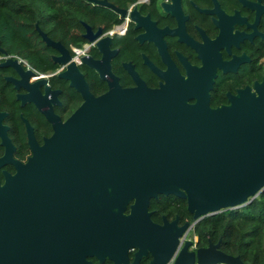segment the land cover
Listing matches in <instances>:
<instances>
[{
  "label": "water",
  "instance_id": "obj_1",
  "mask_svg": "<svg viewBox=\"0 0 264 264\" xmlns=\"http://www.w3.org/2000/svg\"><path fill=\"white\" fill-rule=\"evenodd\" d=\"M37 31L64 62L59 42ZM68 78L83 101L63 123L48 118L52 135L0 188V264H165L198 220L264 189V77L215 108L206 96L188 103L181 78L158 88L113 83L98 96L75 70ZM169 194L185 200L190 223L151 220L149 200ZM190 244L172 264H245L218 241Z\"/></svg>",
  "mask_w": 264,
  "mask_h": 264
},
{
  "label": "flooded vegetation",
  "instance_id": "obj_2",
  "mask_svg": "<svg viewBox=\"0 0 264 264\" xmlns=\"http://www.w3.org/2000/svg\"><path fill=\"white\" fill-rule=\"evenodd\" d=\"M89 2L106 11L53 40L65 49L64 62L43 42L53 67L38 69L0 47V188L52 135V121L63 123L83 101L69 85L74 70L93 96L113 83L158 88L181 78L188 103L206 96L210 108L240 91L254 93L264 77V0H106L122 12ZM8 57L19 66L4 65Z\"/></svg>",
  "mask_w": 264,
  "mask_h": 264
},
{
  "label": "trees",
  "instance_id": "obj_3",
  "mask_svg": "<svg viewBox=\"0 0 264 264\" xmlns=\"http://www.w3.org/2000/svg\"><path fill=\"white\" fill-rule=\"evenodd\" d=\"M98 8L89 0H0V47L33 67H50V50L43 46L37 29L52 40L64 41L70 30L79 27L78 20L88 21L99 10L106 11ZM158 197L149 200L153 222L159 223L161 215L192 221L181 199L170 194ZM171 201L178 208H166ZM191 230L196 247L218 241L221 251L237 255L245 264H264V189L239 207L205 215ZM148 258H142L140 264H146Z\"/></svg>",
  "mask_w": 264,
  "mask_h": 264
},
{
  "label": "built area",
  "instance_id": "obj_4",
  "mask_svg": "<svg viewBox=\"0 0 264 264\" xmlns=\"http://www.w3.org/2000/svg\"><path fill=\"white\" fill-rule=\"evenodd\" d=\"M185 240H190L191 241V244L190 246L188 247L189 250H194L196 248V238L194 235H188V234H185L184 236L180 237L179 239V243L177 245V248H176V251L175 253L173 254V256L165 263V264H172V261L175 257V254L176 252L178 251L179 247L182 245V243L185 241ZM195 264V263H193Z\"/></svg>",
  "mask_w": 264,
  "mask_h": 264
},
{
  "label": "rangeland",
  "instance_id": "obj_5",
  "mask_svg": "<svg viewBox=\"0 0 264 264\" xmlns=\"http://www.w3.org/2000/svg\"><path fill=\"white\" fill-rule=\"evenodd\" d=\"M192 233V230L190 231V234Z\"/></svg>",
  "mask_w": 264,
  "mask_h": 264
}]
</instances>
